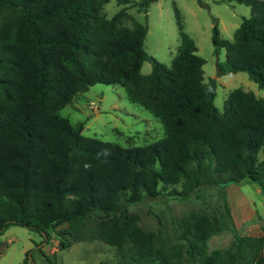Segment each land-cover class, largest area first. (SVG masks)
<instances>
[{
    "label": "trees",
    "instance_id": "obj_1",
    "mask_svg": "<svg viewBox=\"0 0 264 264\" xmlns=\"http://www.w3.org/2000/svg\"><path fill=\"white\" fill-rule=\"evenodd\" d=\"M106 1L0 0V233L23 225L41 245L65 223L60 248L98 240L114 248V264L264 263V228L209 248L217 221L203 209L183 211L171 236L143 227L128 209L144 197L184 198L213 186L229 218L227 184L247 179L264 192V96L236 86L217 108L215 78H203L176 6L178 45L167 66L144 51L146 25L125 10L133 3L146 12L153 0H115L121 6L109 17ZM234 1L248 15L230 39L212 20L213 51L223 48L215 74L244 71L264 88V0ZM94 82L121 85L163 135L127 146L83 135L82 123L58 109Z\"/></svg>",
    "mask_w": 264,
    "mask_h": 264
},
{
    "label": "rangeland",
    "instance_id": "obj_2",
    "mask_svg": "<svg viewBox=\"0 0 264 264\" xmlns=\"http://www.w3.org/2000/svg\"><path fill=\"white\" fill-rule=\"evenodd\" d=\"M120 6L115 0H107L101 11L109 17ZM173 6L180 13L183 30L195 43V53L203 58V78H215L213 104L217 108L221 107L228 91L236 86L264 96V88L258 87L244 71L215 74V60H223V48H218L216 53L213 51L210 41L212 20L216 21L219 35L230 39L242 16L248 15L247 5L234 0H202V5L197 0H153L146 12H142L137 11L133 3H126V12L146 25L142 40L144 51L167 66L178 45ZM124 22L129 23V20L125 18ZM149 69V61L143 60L140 72L146 73ZM58 113L72 124L80 121L83 135L122 146L145 144L163 135L160 121L138 103L128 100L123 87L116 83L94 82L88 85L86 90L76 93L61 106ZM227 189L229 218L225 216L213 186L203 187L184 198L166 194L144 197L129 204L128 209L139 215V223L143 227H159L170 236L183 211L203 209L217 221L215 232L207 240L208 247L224 248L235 235L256 233L258 228L262 231L264 228V192L256 182L241 179L227 184ZM240 192L243 198L235 204ZM64 226L65 223H61L50 230L48 242L37 245L41 239L38 232L23 225L8 224L0 233V264H21L25 251L29 264H114V248L98 240L73 241L60 248V237L65 239L66 235L58 231Z\"/></svg>",
    "mask_w": 264,
    "mask_h": 264
},
{
    "label": "crops",
    "instance_id": "obj_3",
    "mask_svg": "<svg viewBox=\"0 0 264 264\" xmlns=\"http://www.w3.org/2000/svg\"><path fill=\"white\" fill-rule=\"evenodd\" d=\"M225 188H226V198H227V201H229V205H230V200H228V199H230V197H229V192H228V189H227V185L225 186ZM237 200L235 199L234 200V203L236 204L237 202H239L240 201V199H242L243 198V196L241 195V192L240 193H238V195H237ZM232 202V201H231ZM258 228V227H257ZM258 232H254V233H251V232H247V234H249V235H258V234H261L262 233V230L261 229H259L258 228ZM263 250H264V248H263ZM262 250V251H263ZM263 253H264V251H263ZM258 264H260V263H258Z\"/></svg>",
    "mask_w": 264,
    "mask_h": 264
}]
</instances>
